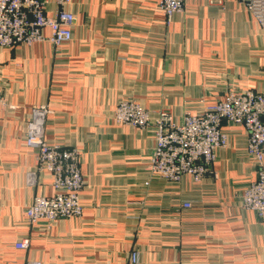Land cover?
<instances>
[{
  "label": "crops",
  "instance_id": "crops-1",
  "mask_svg": "<svg viewBox=\"0 0 264 264\" xmlns=\"http://www.w3.org/2000/svg\"><path fill=\"white\" fill-rule=\"evenodd\" d=\"M67 10L76 23L64 48L0 47V264H131L135 249L137 264H264V218L242 205L258 172L243 126L223 123L216 176L173 183L149 170L153 128L114 121L125 98L152 119L166 110L180 122L230 89L264 92V27L239 0H186L170 21L156 0H72ZM36 105L52 110L46 141L81 151L86 180L82 216L50 226L29 225L23 212L54 194L47 174L26 185L35 156L25 125ZM24 238L29 248L16 249Z\"/></svg>",
  "mask_w": 264,
  "mask_h": 264
},
{
  "label": "built area",
  "instance_id": "built-area-1",
  "mask_svg": "<svg viewBox=\"0 0 264 264\" xmlns=\"http://www.w3.org/2000/svg\"><path fill=\"white\" fill-rule=\"evenodd\" d=\"M72 0H54L56 10L48 13L47 0H0V47L16 48L38 43H50L56 49L64 48L72 40L76 23L74 13L67 10ZM168 21L176 13H182L186 0H156ZM256 22L264 27V0H239ZM222 4L224 0H209ZM49 30L50 35L44 31ZM0 106L5 107L0 69ZM12 109L14 107H11ZM25 131V146L35 156V166L26 172V185L36 188L41 175L51 177L52 196H35L24 209L29 225L46 222L48 226L59 220L79 218L83 214L80 193L86 180L81 171V151L76 147L51 145L45 140L46 105L34 108ZM118 124L131 125L146 130L153 128L155 147L150 157L151 174L167 182H180L185 177L202 183L216 176L213 166L217 151L228 146V138L222 126H243L248 134L247 154L255 161L258 172L243 192V208L264 218V92L252 90H228L225 98L206 105L202 112L186 111L176 122L168 111H162L155 119L139 102L122 99L115 109ZM27 125V124H26ZM149 183H146L148 185ZM182 208L192 205L184 202ZM18 250H27L30 238L14 244ZM139 252L130 253V263L137 264ZM26 264H43L29 260Z\"/></svg>",
  "mask_w": 264,
  "mask_h": 264
},
{
  "label": "rangeland",
  "instance_id": "rangeland-1",
  "mask_svg": "<svg viewBox=\"0 0 264 264\" xmlns=\"http://www.w3.org/2000/svg\"><path fill=\"white\" fill-rule=\"evenodd\" d=\"M39 106H41V105H39ZM47 106V105H46ZM35 107H37V105L36 106H34L33 108H32V110H31V116L29 117V119L26 121V124L27 125H25V131H26V127L28 126V124L29 123H27L29 120H31V118H32V114H33V110H34V108ZM49 108V107H48ZM49 111H50V114L52 113V110L49 108ZM162 111H166V110H161V111H159L158 113H160V112H162ZM50 114H48V116L47 117H49V115ZM114 121H115V123L117 124V125H122V124H118L117 123V121H116V117H115V112H114ZM131 126V125H130ZM134 127V126H133ZM136 128V127H135ZM44 135H45V140H46V129H45V133H44ZM25 136V135H24Z\"/></svg>",
  "mask_w": 264,
  "mask_h": 264
}]
</instances>
